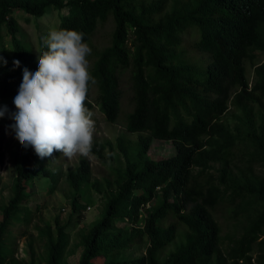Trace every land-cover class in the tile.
<instances>
[{"label":"trees","instance_id":"obj_1","mask_svg":"<svg viewBox=\"0 0 264 264\" xmlns=\"http://www.w3.org/2000/svg\"><path fill=\"white\" fill-rule=\"evenodd\" d=\"M63 9L66 14L59 16L56 30L83 33L86 43L98 25L111 18L110 44L96 54L89 69L97 81L89 90L96 87L94 104L105 120L117 122L120 78L129 69L133 108L125 129L138 135L134 150L129 141L117 138L125 168L117 174L116 190L110 192L100 220L81 236L83 251L77 264H129L112 258L140 245L144 255L131 264H264V178L251 172V160L248 171L254 183L237 185L231 163L243 132L236 128L233 134L222 122L230 104L242 112L244 139L264 167V60L256 62L257 53H264V0H0V56L7 61L6 66L0 64V101L15 98L24 68L37 69L38 55L18 37L22 28L13 18L15 11L39 19ZM3 26L10 48L3 42ZM39 46V55L47 51L43 41ZM194 53L205 58L194 59ZM14 60L20 67L14 68ZM246 63L252 67L251 83ZM86 106L93 108L89 101ZM153 140L171 142L175 154L150 159ZM103 149L93 144L92 153L101 161ZM44 159L31 147L20 146L12 155L13 196L1 208L0 264H17L10 228L22 223L25 229L34 216L25 207L29 186L40 174L55 182ZM3 160L0 152V166ZM211 163L222 165L217 179L210 173ZM90 173L85 159L68 172L74 204ZM157 195L159 201L149 206ZM223 202L234 207V218L247 214L248 219L227 251L221 248V228L213 216ZM119 221L129 227H115ZM66 228L57 227L56 241H47L45 264H61Z\"/></svg>","mask_w":264,"mask_h":264},{"label":"rangeland","instance_id":"obj_2","mask_svg":"<svg viewBox=\"0 0 264 264\" xmlns=\"http://www.w3.org/2000/svg\"><path fill=\"white\" fill-rule=\"evenodd\" d=\"M66 10L63 9L59 13L51 11L41 18L28 16L20 11H15L13 18L22 28V34L18 37L25 39L39 55V41L46 37L50 31L56 30L59 16L65 15ZM113 31V22L111 18L98 25L96 31L87 43L92 49L91 55L87 57L89 61V69L92 67L96 58V54L107 48L110 44L111 33ZM3 42L6 47L10 48V38L5 27H2ZM202 57V54L194 53V59ZM205 57L203 56V59ZM264 60V53H257V61ZM246 74L251 83L252 67L246 63ZM129 69H126L120 78V113L117 122L108 123L104 116L99 112L94 104L97 100V89L91 87L88 92L87 101L93 105V119L95 120L94 143L103 145L104 161L98 159L95 155L91 158L76 156L68 159L59 153L55 158H45L44 167L54 175L55 182H52L50 176L40 174L29 186L31 193L30 199L25 202V207L34 211L28 227L24 229L22 223H18L10 228V238L17 243L14 259L17 264H30L33 258L34 264H45V258L48 254V243L51 240L56 241L57 227L66 226L67 243L60 258L61 264H77L80 254L83 251L81 245V236L87 230L100 220L104 205L109 199L110 192L116 190L117 174L125 168V160L117 146V138L122 137L129 141L133 150L137 149L136 144L138 135L132 134L125 129V119L128 113L132 111V89L129 80ZM14 99L0 101V108L7 107L8 112L3 118H0V152L4 154L3 164L0 166V221L1 208L5 206L13 196V179L14 164L12 155L21 144L15 138V133L11 131L9 125L14 123L9 117L17 109L13 103ZM257 108L254 107L253 112ZM264 113V110H263ZM242 112L230 104L227 113L222 118V122L236 134V128H240L243 135L238 134L237 149L231 163L233 179L239 186L254 183L251 172L257 178H264V167L260 165L256 158V150L249 140L244 139ZM256 118V127L260 125L259 114ZM264 116V114H263ZM264 133V124H263ZM237 135V134H236ZM175 154V149L171 142L153 140L147 156L158 161L167 159ZM252 156V157H251ZM85 159L91 169L85 187L81 189L80 195L77 197L76 204L73 203L75 192L70 188L68 183V172L75 169L79 165V161ZM253 160L252 171H248V165ZM211 175L217 179L221 170L220 163H211ZM51 191V192H50ZM160 196L157 195L149 206L155 205L159 201ZM36 206L39 210L35 211ZM76 207H80L77 208ZM232 207L229 203L223 202L216 207L213 216L221 228V248L227 251L233 246V242L238 239L244 232L248 224L247 214H241L237 218L232 215ZM115 227H129L126 222H117ZM50 235L47 237V230ZM180 229L182 227L180 226ZM22 231L23 235L18 236ZM176 244L168 247L163 254L166 256L175 248ZM145 247L140 245L132 250L125 251L112 259L117 261H131L144 255ZM32 256V258L30 257ZM258 250L253 254V260L257 261ZM101 261V260H100ZM259 261V260H258Z\"/></svg>","mask_w":264,"mask_h":264},{"label":"clouds","instance_id":"obj_3","mask_svg":"<svg viewBox=\"0 0 264 264\" xmlns=\"http://www.w3.org/2000/svg\"><path fill=\"white\" fill-rule=\"evenodd\" d=\"M42 41L47 51L38 55L34 72L23 69L9 128L22 147H31L41 159L54 152L68 159L91 158L96 125L86 101L89 85L97 84L89 73L92 49L75 30H52ZM0 64L7 65L2 56ZM13 65L20 67V61ZM7 112L6 106L0 108V118Z\"/></svg>","mask_w":264,"mask_h":264}]
</instances>
